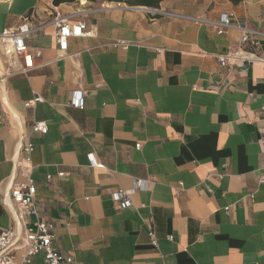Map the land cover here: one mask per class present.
Wrapping results in <instances>:
<instances>
[{
	"label": "crops",
	"instance_id": "obj_1",
	"mask_svg": "<svg viewBox=\"0 0 264 264\" xmlns=\"http://www.w3.org/2000/svg\"><path fill=\"white\" fill-rule=\"evenodd\" d=\"M55 9L92 35L59 50ZM224 12L264 31V0H0V31L24 17L40 27L26 38L32 68L0 84V198L25 182L12 158L31 141L34 200L57 251L78 264H264V65L219 64L241 33L200 19ZM39 119L44 134L31 130ZM136 179L144 187L121 206L113 194ZM13 223L0 204V230Z\"/></svg>",
	"mask_w": 264,
	"mask_h": 264
},
{
	"label": "built area",
	"instance_id": "obj_2",
	"mask_svg": "<svg viewBox=\"0 0 264 264\" xmlns=\"http://www.w3.org/2000/svg\"><path fill=\"white\" fill-rule=\"evenodd\" d=\"M75 14H65L55 9L52 22L55 25L54 38L59 50H66L68 39L73 36H90L92 30L81 20H74ZM217 29L218 33L224 32L227 28H236L241 33L240 45L232 52L219 54L217 60L220 65L225 66L231 60H246L247 63L261 62L264 65V55L260 51V40L264 39V31L246 25L236 18L233 12H224L218 20H203ZM40 27L31 26L26 17L16 26L6 27L0 31V47L5 56V63L0 70V84H3L10 71L14 68L26 72L33 66L34 57L39 53L32 54L26 44V38L36 33ZM122 44V42H115ZM81 90H75L71 103L73 106L82 108ZM43 98L36 95L32 100L25 102L26 106H32L41 102ZM7 105L5 97L0 100V108ZM18 119L17 116H15ZM261 126L259 128L260 151L264 155V100L260 107ZM2 116L0 114V123ZM20 127V124L18 123ZM33 132L44 134L48 130L46 120H35L31 124ZM1 145V140H0ZM139 147V144H136ZM33 144L31 141H21L12 158L14 171L25 177V182L19 187H14L10 182L8 188L0 198V204L5 205L14 217V223L0 230V264H30L35 256H41L45 264H78L72 254L61 253L52 245L53 224L40 218L35 204L36 186L31 177L32 165L30 164ZM20 152L23 153V160H20ZM90 164L103 167L98 163L92 154L88 155ZM59 172V175H62ZM49 177V176H48ZM264 181V173L260 177ZM144 187V181L136 179L132 188L128 190L119 189L113 194L114 200L121 206L130 203V193L136 188ZM33 217V218H32ZM149 234L154 237V232ZM171 238V237H170ZM154 240V239H153ZM19 251L21 253L19 254Z\"/></svg>",
	"mask_w": 264,
	"mask_h": 264
},
{
	"label": "trees",
	"instance_id": "obj_3",
	"mask_svg": "<svg viewBox=\"0 0 264 264\" xmlns=\"http://www.w3.org/2000/svg\"><path fill=\"white\" fill-rule=\"evenodd\" d=\"M74 0H53V3L55 5H58L61 2H72ZM230 2H232L233 4H238L239 2H241L242 0H229Z\"/></svg>",
	"mask_w": 264,
	"mask_h": 264
}]
</instances>
